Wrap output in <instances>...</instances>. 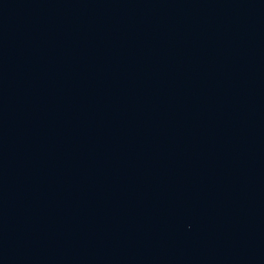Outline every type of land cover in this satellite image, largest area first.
Listing matches in <instances>:
<instances>
[{"label":"water","instance_id":"1","mask_svg":"<svg viewBox=\"0 0 264 264\" xmlns=\"http://www.w3.org/2000/svg\"><path fill=\"white\" fill-rule=\"evenodd\" d=\"M0 264H264V0H0Z\"/></svg>","mask_w":264,"mask_h":264}]
</instances>
